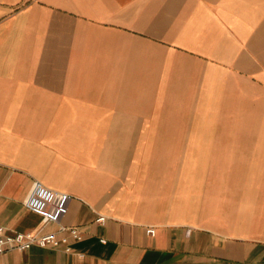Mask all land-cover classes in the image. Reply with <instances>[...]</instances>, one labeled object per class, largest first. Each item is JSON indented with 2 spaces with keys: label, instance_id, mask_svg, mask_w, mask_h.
<instances>
[{
  "label": "crops",
  "instance_id": "obj_1",
  "mask_svg": "<svg viewBox=\"0 0 264 264\" xmlns=\"http://www.w3.org/2000/svg\"><path fill=\"white\" fill-rule=\"evenodd\" d=\"M35 181L82 238L0 264H264V0H0L9 233Z\"/></svg>",
  "mask_w": 264,
  "mask_h": 264
},
{
  "label": "built area",
  "instance_id": "obj_2",
  "mask_svg": "<svg viewBox=\"0 0 264 264\" xmlns=\"http://www.w3.org/2000/svg\"><path fill=\"white\" fill-rule=\"evenodd\" d=\"M69 199L70 196L66 192L50 189L35 181L24 205L29 211L41 217L40 224L32 230L16 233H9L5 227L0 226V254L15 249L26 250L33 245L40 247L56 245L59 232H68L72 238L80 240L82 234L77 227L61 223L67 213ZM103 220V216L97 219ZM49 224L56 225V231L46 230ZM147 233L153 234L154 228H148Z\"/></svg>",
  "mask_w": 264,
  "mask_h": 264
}]
</instances>
